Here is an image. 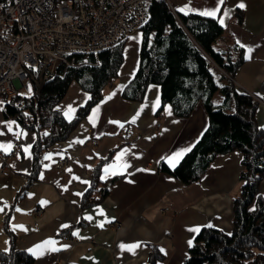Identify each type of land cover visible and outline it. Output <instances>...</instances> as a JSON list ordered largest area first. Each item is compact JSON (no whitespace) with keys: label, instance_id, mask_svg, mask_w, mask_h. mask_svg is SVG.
<instances>
[{"label":"crops","instance_id":"1","mask_svg":"<svg viewBox=\"0 0 264 264\" xmlns=\"http://www.w3.org/2000/svg\"><path fill=\"white\" fill-rule=\"evenodd\" d=\"M170 2L178 12L179 6L188 3L199 8L215 6L214 0ZM239 2L240 0H223L218 16L223 15L225 8L230 9L231 14L225 17L223 35L214 42V48L220 52H229L233 59L242 51L244 61L232 76L214 65L211 69L219 86L230 79L236 89L257 99L255 115L257 123L262 126L264 0H243L246 5L244 8L239 7ZM141 33L140 29H136L128 36L124 62L119 75L104 88V103L100 105L96 124L93 125L87 118L91 114L90 110L69 137L45 149L39 161H36L33 151L37 133L24 127L15 117L6 115L5 103L0 105V121L17 122L13 125V131H8L6 125L0 124V129H4L0 133V141L13 142L6 170L0 176V248L10 249L15 246L26 250L35 243L53 237L57 244H67L69 247L45 251L40 257L31 254L34 264H146L152 246H157L159 251L161 247L166 250L160 251L163 258L159 264H182L189 251L187 240L198 234H190L189 225H207L211 221L214 228L227 232L232 230L233 201L240 194L243 185L240 176V151L216 155L201 181L191 184L183 183L159 167L162 162L167 163L162 159L164 156L179 147L194 145L206 130L209 118L203 102H197L189 116L177 117L172 107L167 109L170 104L158 111L161 105V88L158 84H150L141 101L123 97L126 84L134 77L139 65L142 38L133 37H138ZM238 39L240 44L237 43ZM243 44L252 45L251 52L242 47ZM118 85L122 87L118 88ZM114 90V95L104 99ZM157 93L160 104L154 108L153 101ZM86 94L89 93L73 83L58 104L59 109L64 112L71 104L74 109L73 117L77 108L87 100ZM0 101H4L1 95ZM141 105L144 107L141 108ZM138 110L136 120L132 121L131 117ZM21 128L27 135L19 133ZM92 138H96L97 142L92 143ZM24 144L31 145V156L25 154L21 147ZM14 149L18 150L12 154ZM121 151H124V155L117 162H127L128 166L97 182L95 186L100 187L102 181H109L106 185L108 192L102 201L82 206L81 201L91 185L94 168L107 158L109 159L104 163L116 161L117 153ZM48 153L52 155L48 156ZM65 155L70 157V161L64 168H60L58 162ZM104 163L101 165L100 175L103 174ZM45 164L49 167L45 168ZM41 172L43 178L40 176ZM32 175V182L22 192V187ZM113 177L116 179L112 180ZM84 180L90 183L85 184ZM98 189L95 188L93 193L100 194ZM80 192L83 195H78ZM259 192L264 194V178ZM29 193L32 195H28ZM42 200L46 203L42 204ZM89 215L91 219H88ZM100 222H103L102 227ZM114 222H119V228L112 225ZM65 223H68V227L60 228ZM13 224L25 227L13 230ZM6 228L15 235L13 242ZM77 228L79 234L74 235L73 231ZM134 241L143 243L134 251L120 248L121 242Z\"/></svg>","mask_w":264,"mask_h":264},{"label":"trees","instance_id":"2","mask_svg":"<svg viewBox=\"0 0 264 264\" xmlns=\"http://www.w3.org/2000/svg\"><path fill=\"white\" fill-rule=\"evenodd\" d=\"M144 4L149 17L138 28L143 34L139 65L134 77L126 84L123 97L141 101L148 86L154 83L161 88L159 112L170 104L175 116L187 117L201 101L209 118L208 127L180 163L173 168L162 162L160 169L191 184L201 181L216 155L235 150L242 153L240 176L243 185L233 201L232 230L203 227L182 264H264V194L259 192L264 178V128L256 120L258 102L253 95L236 89L230 79L219 86L211 69L214 65L232 76L244 61L243 52L233 59L229 52L214 48V42L224 32L217 18L180 13L170 0H145ZM127 39L102 51L98 65L69 68L63 77L48 80L38 94H1L6 115L15 117L24 127L37 133L33 148L36 161L45 149L66 140L91 108L102 100L105 86L119 75ZM73 83L88 92L91 98H87L69 120L57 106ZM217 91L223 95V101L216 106L213 96ZM231 106L232 111H227ZM108 159L94 168L82 206L95 205L106 197L109 181H102L100 187L95 185L100 182L101 165ZM33 178L32 175L24 184L22 192ZM95 188L101 193H93ZM6 230L13 242L15 235L9 228ZM162 258L158 247L152 246L146 264H157ZM0 264H34V257L15 246L7 253L0 248Z\"/></svg>","mask_w":264,"mask_h":264},{"label":"built area","instance_id":"3","mask_svg":"<svg viewBox=\"0 0 264 264\" xmlns=\"http://www.w3.org/2000/svg\"><path fill=\"white\" fill-rule=\"evenodd\" d=\"M144 1L0 2V95H15L21 87L28 92L29 83L32 94L39 93L48 80L63 77L69 68L98 65L102 51L118 45L147 21L149 10ZM10 153L0 151V176ZM69 161L65 155L58 165L64 168Z\"/></svg>","mask_w":264,"mask_h":264},{"label":"snow or ice","instance_id":"4","mask_svg":"<svg viewBox=\"0 0 264 264\" xmlns=\"http://www.w3.org/2000/svg\"><path fill=\"white\" fill-rule=\"evenodd\" d=\"M12 0H9V3H11ZM223 3V0H214V4L215 6H206L203 8H199V7H192L190 3L188 4H184L179 6V11L182 13H185L186 15L189 13H199L204 17H210V18H217L219 19V23L221 25H223L225 23V17L229 16L231 14L230 9L225 8L223 11V15L222 16H218V12L220 11L221 5ZM0 7H2V5H0ZM239 7L244 8L246 7V5L243 3V0H240L239 2ZM150 35H154V34H150ZM143 37V34L141 33L138 37H133L134 39H141ZM149 44H151V41H148ZM237 43L240 44L241 42L239 41V39L237 40ZM242 47L246 48L248 50V52H251L253 46L252 45H248V44H243ZM246 58H249L246 56ZM30 67H33L35 69V66L30 65ZM130 75H134V73H130ZM122 87L121 85L117 86ZM151 87V86H150ZM28 89L29 91L27 93H21V95H31V84L29 83L28 85ZM115 94V90L113 91V93L109 94L108 97H105L104 99H109L111 97V95ZM86 97L88 99L91 98L90 94H86ZM5 102L4 101H0V105H3ZM104 103V100H100L98 103L95 104L94 107H92L91 109V114L88 115V120L95 125L98 119V115H99V110H100V105ZM160 104V97L159 94L157 93L155 100L153 101V107L155 108V106H158ZM59 107V106H57ZM141 108L144 107V105L140 106ZM171 105L167 106V109H170ZM74 112V109L72 107L71 104H69L67 106V110L64 111V116L67 117L69 120L72 119V113ZM139 114V110L137 111L136 114H134L131 117L132 121H135L137 118V115ZM170 114V112H169ZM27 115V113H26ZM110 123H114V124H120V121H109ZM0 124H4L7 126V130L8 131H13V125L17 124V122L15 120H3L0 121ZM262 128H264V125L261 126ZM4 131V129H0V133H2ZM19 133L20 134H24L27 135L26 131L24 129H19ZM199 139V137L197 138ZM81 143L83 141H80ZM193 145H188L186 147H179L177 148L175 151L171 152L170 154L164 156L162 159L166 160L167 163L175 168L181 161V159L183 158V156L189 152L191 150ZM25 152V154L27 156H31L32 153L29 152V148L31 147L30 144H24L21 146ZM13 148V142L11 140H7V141H0V150H3L4 152H9L11 151V149ZM19 155V153L17 154ZM48 156H51V153L47 154ZM99 155V154H98ZM124 155V151L118 152L117 156H116V161H113L112 163H104L103 164V174L100 175V179L104 180L107 179L108 176L111 175H115L117 170H123L125 169L128 165L127 162L125 163H118L117 161H120L121 158ZM136 155H139V153H136ZM215 166V165H214ZM45 168L49 167V165L45 164L44 165ZM89 167H91V165H89ZM145 171H151L149 169H144ZM24 171H27V169H24ZM69 171H71L69 169ZM41 178H43V173H40ZM77 179H80V177H76ZM169 179H173V177H169ZM85 184H89L90 182L87 180L83 181ZM65 188L67 187L66 185L64 186ZM28 195H32L31 193H29ZM78 195H83L82 192L78 193ZM41 203H46V201L42 200ZM253 208H255V205L252 206ZM91 215L88 216V219H91ZM114 219V218H113ZM100 226H103V222H100ZM205 226L208 227H215V225L212 224L211 221H208L207 225H202V224H193V225H189L188 226V231L189 233H199L201 231V229ZM11 227L13 228V230L17 229V228H24L25 226L22 224H13L11 225ZM68 227V223L65 224H61L60 228H67ZM27 230V229H25ZM57 231H59V228L57 229ZM74 235H78L79 234V229H74L73 231ZM228 235H232V233H228ZM143 242L142 241H134L132 243H123L121 242L120 244V248L121 249H128L129 251H134V249L141 245ZM187 245L189 248L194 247V237L190 236V238L187 240ZM69 247V245L67 244H57V241L55 240V238L53 237H48L38 243L33 244L31 247L27 248L26 251L30 254H32L33 256L36 257H40L43 256L45 254V251H58L60 248H66ZM3 251L5 253L9 252L10 249L8 247L4 248ZM160 251H166L163 247L160 248ZM92 259H95V257H93ZM157 264H159V262H157Z\"/></svg>","mask_w":264,"mask_h":264},{"label":"rangeland","instance_id":"5","mask_svg":"<svg viewBox=\"0 0 264 264\" xmlns=\"http://www.w3.org/2000/svg\"><path fill=\"white\" fill-rule=\"evenodd\" d=\"M132 43V46L134 45L133 44V42H131ZM131 46V45H130ZM128 47H129V45H128ZM115 80V78L113 79V81ZM25 81H27V80H25ZM158 86H160V85H158ZM108 89V88H107ZM105 91V90H104ZM20 93H27V90L24 88V87H21L20 88ZM222 101H223V96L221 95V93H220V91H217L216 93H215V95L213 96V102H214V104L217 106L218 104H220V103H222ZM227 111H232V106L231 107H229V108H227ZM205 176V175H204ZM119 226H120V224H119V222H118V224H117V226H115L116 228H119Z\"/></svg>","mask_w":264,"mask_h":264}]
</instances>
